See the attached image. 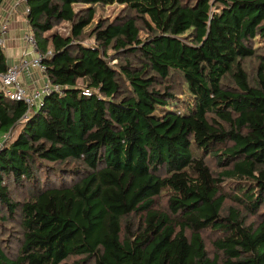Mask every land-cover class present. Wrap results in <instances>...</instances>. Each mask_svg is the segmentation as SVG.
I'll use <instances>...</instances> for the list:
<instances>
[{
	"label": "trees",
	"instance_id": "trees-1",
	"mask_svg": "<svg viewBox=\"0 0 264 264\" xmlns=\"http://www.w3.org/2000/svg\"><path fill=\"white\" fill-rule=\"evenodd\" d=\"M26 4L61 90L30 110L0 88V264H264V0Z\"/></svg>",
	"mask_w": 264,
	"mask_h": 264
},
{
	"label": "built area",
	"instance_id": "built-area-1",
	"mask_svg": "<svg viewBox=\"0 0 264 264\" xmlns=\"http://www.w3.org/2000/svg\"><path fill=\"white\" fill-rule=\"evenodd\" d=\"M27 0H18V2H26ZM27 15L29 14V9L27 8ZM8 33V25L3 24L0 21V45L5 47L6 45V35ZM26 42L31 45L32 54L35 56L32 58L24 56L21 58V61L18 65L10 66L8 70L0 75L1 91L4 95L11 101L15 102H25L29 109L36 110L40 107L41 101L46 95L52 94L54 92H59L61 89L59 86H54L47 78L45 79L44 84L33 92H29L23 82L21 77L24 72L37 71L44 76L45 66L43 65V60L48 56H43L39 49L37 42L32 34L29 31L25 35ZM49 53L48 55H50ZM85 94H89L88 91ZM3 144L0 143V147Z\"/></svg>",
	"mask_w": 264,
	"mask_h": 264
},
{
	"label": "crops",
	"instance_id": "crops-1",
	"mask_svg": "<svg viewBox=\"0 0 264 264\" xmlns=\"http://www.w3.org/2000/svg\"><path fill=\"white\" fill-rule=\"evenodd\" d=\"M27 8L26 2L5 0L0 12V21L8 25L6 35L8 49H6V54L9 66L18 65L21 58L27 56V54L30 58L35 56V54H32L31 45L25 40V35L30 31L27 23ZM45 79V76L34 70L24 72L21 77V81L29 92L39 89L44 84Z\"/></svg>",
	"mask_w": 264,
	"mask_h": 264
},
{
	"label": "rangeland",
	"instance_id": "rangeland-1",
	"mask_svg": "<svg viewBox=\"0 0 264 264\" xmlns=\"http://www.w3.org/2000/svg\"><path fill=\"white\" fill-rule=\"evenodd\" d=\"M79 8L80 7L78 6L77 10ZM123 8H124V6L116 5V4L110 5V6H107L104 8H100L97 11L93 25L87 29L88 30L87 32H89L92 29V27L94 26V24L97 23L98 20H100V19H107L109 21H113L115 18H117L118 16H120L122 14ZM55 31H58L61 34H66L67 24L66 23L61 24L60 26L55 28ZM4 48H5V50L8 49L7 44L5 45ZM22 54H24V53H22ZM251 66L254 67V66H256V64H251ZM189 98H190L189 95L186 94L183 98H181V101L182 100H189ZM178 106H180V109L182 110V112H183V110H185L183 105L180 104ZM6 135L3 131H0V142L5 141L3 139ZM10 136H12L14 138V136H16V134L15 133L11 134V135L8 134V136H6V138L8 139V137H10ZM0 148H2V147H0ZM45 182L46 181H42L43 186L45 185L44 184ZM11 188L13 189L14 197L17 200H25L28 195L30 196L31 191H30L29 186H27V188L24 189L21 186L18 187V186L12 185ZM164 204H165V198H158L156 200V206L158 208L166 209V207H165L166 205H164ZM17 230H19V221H17V220L14 221V225L13 224H7V225H4L2 228H0V240L2 241V245L4 246L5 250L8 253H10L11 255L16 254L18 249H19V244H18L19 239H13L12 238V234L15 233ZM204 237L206 239L210 253H214V249L212 247V242L214 240V234L205 233ZM75 260L76 259H70L69 261H67V264H72Z\"/></svg>",
	"mask_w": 264,
	"mask_h": 264
},
{
	"label": "clouds",
	"instance_id": "clouds-1",
	"mask_svg": "<svg viewBox=\"0 0 264 264\" xmlns=\"http://www.w3.org/2000/svg\"><path fill=\"white\" fill-rule=\"evenodd\" d=\"M5 139H7L6 137H5ZM1 144H2V142H0Z\"/></svg>",
	"mask_w": 264,
	"mask_h": 264
}]
</instances>
